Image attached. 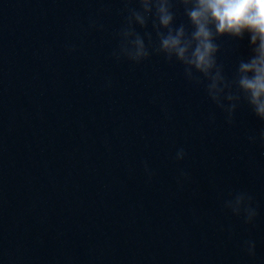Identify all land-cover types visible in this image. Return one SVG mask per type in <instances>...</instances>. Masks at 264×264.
Returning a JSON list of instances; mask_svg holds the SVG:
<instances>
[{
  "label": "water",
  "instance_id": "95a60500",
  "mask_svg": "<svg viewBox=\"0 0 264 264\" xmlns=\"http://www.w3.org/2000/svg\"><path fill=\"white\" fill-rule=\"evenodd\" d=\"M128 8L0 0V264H264V120L241 95L229 122L151 18L150 55H123ZM215 42L234 80L248 34Z\"/></svg>",
  "mask_w": 264,
  "mask_h": 264
},
{
  "label": "clouds",
  "instance_id": "9594fccd",
  "mask_svg": "<svg viewBox=\"0 0 264 264\" xmlns=\"http://www.w3.org/2000/svg\"><path fill=\"white\" fill-rule=\"evenodd\" d=\"M139 8H128L127 26L122 30L123 37L120 52L129 59L139 62L150 55L152 33L144 36L135 31L133 24L147 27L152 19V27L158 38V45L153 51L163 53L171 61L173 57L185 66L186 76L201 82L196 73L202 74L208 83L206 90L209 97L223 108L231 122L232 113L241 95L252 107L253 112L264 120V0H137ZM176 5L183 6V14L188 23L176 26ZM248 34L252 55L241 60L234 80H227L222 66L217 63L216 53L219 45L216 39L223 35L243 39ZM131 36L132 39H125ZM235 85V92L233 86ZM264 139V132H261ZM250 139H254L250 137ZM183 150L177 158H183ZM250 196L238 194L227 206L236 214L241 210L250 222L256 210L250 205L244 206ZM248 251L254 254V242H248Z\"/></svg>",
  "mask_w": 264,
  "mask_h": 264
}]
</instances>
